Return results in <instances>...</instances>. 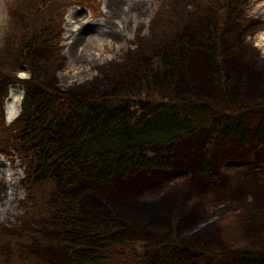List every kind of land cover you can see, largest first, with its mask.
<instances>
[{
  "label": "trees",
  "instance_id": "16d2710c",
  "mask_svg": "<svg viewBox=\"0 0 264 264\" xmlns=\"http://www.w3.org/2000/svg\"><path fill=\"white\" fill-rule=\"evenodd\" d=\"M75 1L8 3L9 27L0 43V125L10 88L20 84L26 95L21 114L11 125L2 127V134L7 132L9 142L25 156L28 165L33 207L26 215L60 216L61 234L53 241L64 247L65 254L58 262L15 256L7 262L0 258V264H204L211 254L210 246L185 245L173 232L160 236L116 214L91 218L60 203L65 199L78 201V193L70 194L67 189L80 181L109 184L119 173L129 176L137 169L150 170L158 158L168 159L170 165L173 155L180 153L182 138L205 135L206 143L194 166L210 182L217 180V174L208 163L221 148L235 141L241 147L252 142L264 144V128L249 132L244 121L245 113L264 109V104L236 110L227 88L231 49L227 50L223 40L236 0L212 9L197 32L191 29L174 41L164 42L158 53L146 56L138 52L134 77L124 76L115 89L100 96L55 88L52 70L34 57L40 48L55 52L62 41L67 8L85 3ZM198 49L207 53L211 88L222 106L200 100L193 85L189 96L177 95L178 78L190 66V56L203 54H197ZM21 72L29 76L20 77ZM242 95L239 90L237 96ZM129 134L130 141L126 138ZM174 212L173 220L177 221L179 211ZM227 222L222 240L234 242L236 250L246 253L249 248L243 237L229 228L233 218Z\"/></svg>",
  "mask_w": 264,
  "mask_h": 264
},
{
  "label": "rangeland",
  "instance_id": "374dc122",
  "mask_svg": "<svg viewBox=\"0 0 264 264\" xmlns=\"http://www.w3.org/2000/svg\"><path fill=\"white\" fill-rule=\"evenodd\" d=\"M8 1L0 0V43L9 27ZM97 2L102 15H97V7L95 12L85 5L68 8L62 41L55 52L46 48L34 52L37 62L52 70V85L59 90L92 96L110 93L124 76L134 77L138 52L152 56L162 49L164 42L174 41L191 29L197 32L202 21L210 17L208 13L223 7L226 0ZM230 14L231 22L223 40L227 50L231 49L227 63L233 87L230 97L236 104L260 107L264 104V0H236ZM247 20L255 24L247 27ZM196 52L199 57L192 54L190 66L178 78L177 95L189 96L190 86H199L200 98L219 105L205 64L207 53L200 49ZM20 76L28 77L29 73L22 72ZM239 90L243 92L242 97L237 96ZM23 96L20 85L10 89L2 109L6 125L20 113ZM250 125L252 133L257 127L264 128V109L252 113ZM6 135L1 138V148L9 143ZM192 140L194 155L198 157L203 141ZM8 153L9 157L0 156V227L3 226L0 255L4 260L37 255L47 261H62L64 248L43 240L59 231L54 228L57 217H40L22 225H11L22 214V201L28 191L23 186L24 157L13 148ZM217 156L224 162L215 167L218 176L213 183L201 179L193 163L187 167L190 170L178 167L174 171L176 165L182 166L177 160L171 170L159 174L155 180L147 181V173L142 172L124 176L138 182L136 186L132 183L128 189L133 192L124 199L88 190L77 202L65 199L60 206L77 208L91 218L116 214L160 236L173 232L185 245L210 246L207 263L237 264L230 254L235 250L234 242L227 243L221 236L224 226H228L227 218H233L234 224L229 228L243 237L248 248L264 250V181L261 178L264 177V144L258 146L252 142L241 147L235 141L221 148ZM115 179H122V174H117ZM151 186L155 188L150 189ZM87 187L88 182L83 180L67 190L74 194ZM99 198L109 200L105 201L107 204H100ZM97 204L108 207V211L95 208ZM174 210L179 211L177 221L173 220ZM25 232H29L26 238ZM260 264H264V258Z\"/></svg>",
  "mask_w": 264,
  "mask_h": 264
},
{
  "label": "bare ground",
  "instance_id": "6f19581e",
  "mask_svg": "<svg viewBox=\"0 0 264 264\" xmlns=\"http://www.w3.org/2000/svg\"><path fill=\"white\" fill-rule=\"evenodd\" d=\"M240 75L236 78L237 80L239 79ZM227 88H232L231 85L228 84V87ZM197 91L200 90V87L198 86L197 88H195ZM230 90V89H228ZM236 90V89H235ZM234 90V91H235ZM177 92V90H176ZM200 96V95H199ZM214 96V95H213ZM217 98V97H216ZM196 99V98H195ZM200 100H203L202 98H200ZM218 100V98H217ZM205 101V100H203ZM220 103V106L221 105V102ZM236 104V103H235ZM248 105H241V104H236V110L237 109H241V110H247L248 109ZM251 118H252V112L251 113H245L244 115V121L246 122L247 124V130L249 132H251ZM260 127H257L255 129V132L259 129ZM129 141L132 140V136L129 134L127 135L126 137ZM194 140H197V141H203L202 143V146L205 145L206 143V137L205 135H199L197 137H193ZM193 140L189 137V138H182L180 140V145H181V150H180V153L179 155H177L176 153L173 155V159L171 160V163L170 165H167L169 164V160L166 159L165 161H163L162 159L158 158V164H153L151 166V169L150 170H139L137 169V171L135 173H147L146 176H145V179L148 181V180H155L159 174H164V173H167L169 170H171L173 168V166L176 164V161L179 160L180 165H176L174 167V171H176L178 169V167L181 168H184V169H187V170H190L189 168L187 167H190V165L193 163V165L198 161V157L194 155L195 153V145L193 144ZM183 150V151H182ZM185 154V157H181ZM251 155H254L253 152H251ZM215 161H216V164H215ZM217 161H221L220 157L217 156V154L214 155V157L212 158V160L210 159L209 163H208V166L210 167V169H215V167H217V164L219 163H222L224 161H221V162H217ZM164 165V167H160V166ZM201 165L203 166V162L201 163ZM186 166V167H185ZM215 171V170H214ZM216 172V171H215ZM126 175H122V179L120 180H117V179H114L111 183L109 184H101V183H98L97 180H91V179H88V180H85L88 182V187L87 188H82L77 196L75 197L77 200H80L86 193L88 190H94L95 192L97 191H101V194L104 195V196H108V194L116 197V196H120V198H125V197H128L129 195L132 194L133 190L131 189H128L132 186V183L135 184H138V182L133 179V178H130V177H124ZM100 186V187H99ZM103 202H102V201ZM109 199H101L99 198L98 199V203L100 204H107L105 203V201H108ZM135 200V199H134ZM100 204H97L95 206V208H101L100 211H108V207H102ZM97 210V209H96ZM175 213V212H173ZM61 226V224L59 225ZM58 226V227H59ZM57 227V224L54 225V228ZM118 234H120V232H118ZM59 235V231H56L55 234H53V237L54 238H57ZM122 236V235H120ZM123 237H126V236H123ZM246 253H243L242 251H238V250H234L232 252H230L231 255H234L235 257V262L237 264H259L257 262L260 261L261 258H264V250L262 249H257V248H252L250 247L249 250H246L245 251ZM245 255H247V257L245 258ZM204 264H210V263H207V262H204Z\"/></svg>",
  "mask_w": 264,
  "mask_h": 264
}]
</instances>
